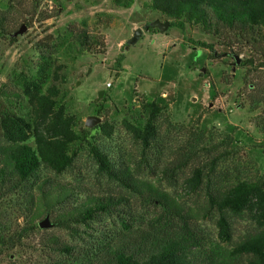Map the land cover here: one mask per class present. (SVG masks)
I'll return each mask as SVG.
<instances>
[{
  "label": "rangeland",
  "instance_id": "obj_1",
  "mask_svg": "<svg viewBox=\"0 0 264 264\" xmlns=\"http://www.w3.org/2000/svg\"><path fill=\"white\" fill-rule=\"evenodd\" d=\"M147 2L149 0H134L130 8H122L111 0H0V13L5 16L4 34L0 35V101L2 91L19 92L16 75L35 70L39 62L38 49L45 47L51 53L52 45L57 43L53 68L65 64V102L80 126L84 127L87 116H99L101 122L107 119L113 133L109 138L98 137L100 148L117 160H131L139 178L157 184L197 209L205 201V186H201L199 193L185 195L184 180L196 167L202 166L209 172L212 159L225 149L238 147L235 156L216 161L211 173L212 186L227 188L236 177L254 180L264 176V136L255 123L263 107L259 105L253 112L250 109L252 100L261 97L264 71L242 65L249 57L255 58L257 52L252 44L240 39L232 37L229 41L227 31L224 37L206 34L200 27L190 25L183 30L170 26L165 32L156 28L147 30L146 25L155 20L170 22L158 12L147 10ZM21 26L25 28L24 33L11 38ZM137 29L142 33L131 44L130 39ZM71 31L74 34L85 31L99 43L91 45L89 53L75 59L65 58L64 46L60 44L67 37L64 33ZM196 42L213 45V52L194 45ZM97 51L101 53L95 54ZM234 56L239 58L240 65L235 64ZM100 91L103 94L97 100ZM159 97L164 98L166 107L155 118L157 143L143 153L124 126V119L130 120L138 111H143L147 117L146 102ZM94 109H100L102 114H95ZM200 131L203 139H193L192 134ZM226 134H232L237 142L229 148L219 145L217 151L211 150ZM182 153L188 154L186 162L181 158ZM181 161L185 165L176 170L174 177L162 174L163 168H174L181 165ZM41 174L53 183L72 186L79 192L78 203L91 195L124 194L97 173L91 155L85 150L63 174L56 175L49 170ZM14 200L13 197L0 200V223L8 230V236L24 224ZM129 205L131 216L128 218L134 227L144 226L155 211L135 197L129 199ZM200 217L193 226L205 242H217L227 248L246 235L264 229L254 221L253 214L246 211L242 217L231 218L232 240L227 244L217 236L215 215L206 219ZM94 225L95 229L90 231L94 236H98L96 231L119 235L120 227L112 219ZM76 228V234L88 239L82 227ZM51 236L67 244L83 245L78 236L67 230L54 226L39 229L15 249H11L10 243L0 244V264L59 261L61 256L45 247Z\"/></svg>",
  "mask_w": 264,
  "mask_h": 264
},
{
  "label": "trees",
  "instance_id": "obj_2",
  "mask_svg": "<svg viewBox=\"0 0 264 264\" xmlns=\"http://www.w3.org/2000/svg\"><path fill=\"white\" fill-rule=\"evenodd\" d=\"M111 1L122 8H130L134 3V0ZM145 8L169 19L170 27L183 30L186 25L198 26L206 34L224 37L227 31L229 41L233 37L252 44L257 55L249 57L242 65L264 71V0H149ZM4 17L0 13V35L4 34ZM146 29L155 30L150 25H146ZM64 34L67 37L60 47L64 46L65 58L75 59L89 53L91 45L99 43L95 36L85 31ZM194 45L213 52L211 44L196 42ZM58 48L56 43L52 45L51 53L45 47L38 49L39 62L35 70L16 75L19 92L2 91L0 200L13 197L24 224L8 236V230L0 223V244L10 243L11 249H15L27 236L39 231L37 220L49 215L54 227L78 236L83 243L71 245L56 236L49 237L45 247L61 256L52 264H264V229L231 243L232 217H242L249 211L254 221L264 226V176L254 180L236 177L237 180L227 188L212 186L211 173L216 161L237 154L238 147L232 146L237 142L235 137L226 134L222 141L212 145L214 151L219 145L232 147L224 148L212 159L209 172L202 166L196 167L184 180L185 195L199 193L201 186H205L203 205L194 209L184 204L157 184L139 178L131 160H117L100 148L98 137L109 138L113 133L107 119L92 129L80 126L65 102V64L53 68L56 60L53 54ZM260 86L261 97L252 100L250 109L253 112L262 105V113L255 123L264 136V82ZM165 107L164 98L159 97L146 102L147 117L143 111H138L130 120L124 119V126L143 153L157 143L155 118ZM93 111L102 114L100 109ZM192 135L197 141L203 139L201 131ZM83 150L91 155L97 173L124 194L91 195L78 203L79 192L72 186L53 183L41 174L46 170L63 174L73 167L74 159ZM181 158L186 162L188 154L182 153ZM184 165L181 161V165L174 168L165 167L162 174L174 177L176 170ZM133 197L155 209L144 226L134 227L129 221V199ZM212 216L219 240L231 243L230 247L217 242L206 243L194 229L193 224L199 217ZM106 219H112L120 227L119 235L96 231L98 236H94L90 232L95 229L94 223ZM76 227H82L88 239L76 234Z\"/></svg>",
  "mask_w": 264,
  "mask_h": 264
},
{
  "label": "water",
  "instance_id": "obj_3",
  "mask_svg": "<svg viewBox=\"0 0 264 264\" xmlns=\"http://www.w3.org/2000/svg\"><path fill=\"white\" fill-rule=\"evenodd\" d=\"M150 26L153 28H156L160 32H165L170 26V22L169 21L160 22L159 20H155L150 24ZM24 31H25L24 26H21L11 36L16 37L18 35L23 34ZM141 33H142V30L140 29L135 30L132 38L130 39V43L131 44L135 43L140 37ZM234 58H235L236 64L238 65L240 63L239 58L236 56ZM102 94L103 92L100 91L98 94L97 100L101 98ZM100 122H101V117L99 116H95V115L87 116L84 121V127L87 129H92L95 126H97ZM38 226L40 229H48V228L53 227L54 224L50 221L49 215H46L42 220L38 222Z\"/></svg>",
  "mask_w": 264,
  "mask_h": 264
}]
</instances>
